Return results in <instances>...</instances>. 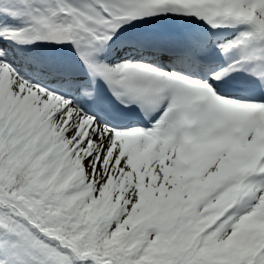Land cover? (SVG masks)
Instances as JSON below:
<instances>
[{
  "label": "snow or ice",
  "instance_id": "6c2138e0",
  "mask_svg": "<svg viewBox=\"0 0 264 264\" xmlns=\"http://www.w3.org/2000/svg\"><path fill=\"white\" fill-rule=\"evenodd\" d=\"M0 264H264V0H0Z\"/></svg>",
  "mask_w": 264,
  "mask_h": 264
}]
</instances>
